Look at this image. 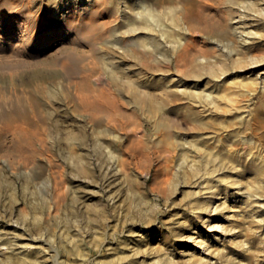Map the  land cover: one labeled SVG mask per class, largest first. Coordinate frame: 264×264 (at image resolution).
I'll list each match as a JSON object with an SVG mask.
<instances>
[{"label":"rangeland","instance_id":"374dc122","mask_svg":"<svg viewBox=\"0 0 264 264\" xmlns=\"http://www.w3.org/2000/svg\"><path fill=\"white\" fill-rule=\"evenodd\" d=\"M152 1L143 0L146 5ZM203 1L209 4L201 14L205 27H217L219 16L227 11L225 2ZM252 1L264 6V0ZM134 2L0 0V51L11 54L16 50L34 58L21 60V65L12 69H0V73L13 74L0 94L24 97L28 117L24 124L14 120V131L0 124V264H25L23 258L30 264H264V172L260 182L256 173L241 171L249 160L264 162V105H259L264 91L262 11L256 6L248 15L249 22L239 25L247 41L238 40L230 31L228 38L238 50L232 54L222 51L211 39L191 42L183 52L173 47L170 38L163 39L160 32H155L161 38V48H166L165 57L172 59L171 67L160 62L159 68L146 72L143 66L148 57L131 43L126 21L117 12H134ZM53 7L60 8L59 15L50 13ZM136 17L134 13L133 18L138 20ZM53 24L54 29L69 31L71 38L40 46L37 39ZM23 26L28 27L33 35L30 41L38 46L30 52L17 36ZM108 29H115L117 34L110 35ZM113 39L116 43L110 42ZM91 44H96V51L105 49L114 54L120 66L129 68L120 74L122 80L112 81L106 73H98L101 66L89 50ZM204 44L208 54L203 51ZM204 54L209 57L205 67L209 63L220 68L238 56L244 64L214 81L208 76L209 68L195 65V58ZM78 66H83V71ZM137 70L143 72L140 80L144 81L147 74H164L166 85L174 87L175 94L167 99L166 89L158 90L157 85L147 82L159 98L169 100L164 106L169 126L154 129L152 119L135 103L124 79L134 77ZM197 74L204 80V88L212 89L216 97L224 94L218 85L229 77L251 80L252 92L236 88L230 95L235 98L234 104L225 103L221 96L218 101L223 108L215 110L210 104L202 113V106L191 103L183 92L193 86ZM111 100H115L114 105ZM189 106L201 109L200 116L209 122L206 127L187 117L185 108ZM236 114L241 116L234 118ZM130 127L136 133L131 134ZM174 129L200 147L186 150L198 173L210 159L205 148L238 153L233 172H225L226 167L216 171L220 177L217 189L224 180L233 182H228L230 197L223 213L211 211L207 219L193 202L189 191L197 187L177 175L180 146L167 154L168 161L163 162L159 156L167 142L174 140ZM100 130L118 134L120 139L106 134L100 137ZM232 131L236 138L230 141ZM140 133L145 135V146L135 150L134 135ZM224 163L228 161L224 159ZM188 168L186 165L184 176L192 178ZM203 184L200 179L199 185Z\"/></svg>","mask_w":264,"mask_h":264},{"label":"bare ground","instance_id":"6f19581e","mask_svg":"<svg viewBox=\"0 0 264 264\" xmlns=\"http://www.w3.org/2000/svg\"><path fill=\"white\" fill-rule=\"evenodd\" d=\"M57 1H59V0H57ZM82 1H85V2L87 1L91 4L95 3V0H82ZM223 2H225L226 6H227V11L224 13L223 16H219V19L217 22V27L215 26L213 28L205 27L206 20H204V16L201 14L203 13L204 10H206V8H207V6H209V4L204 3L203 0H153L151 2V4H148V5H146V3L143 2V0H135V2H134L135 5L133 8L134 12L132 11V9H129V10L122 9L120 11L117 10V12L119 13V16L121 17L122 21L123 20L126 21L124 23V26L126 27V31L128 33H131L129 35L130 39L132 40L131 43H133L137 47L141 48L142 53L146 54L148 57L147 64H145L143 67H145L146 72H152L155 70V68L156 69L159 68L160 62H167L166 66H168L170 68L171 67V61H172V59L165 57L164 52H166V48H163V49L161 48V43H162L161 38H158L157 36H155V32H160L161 37L163 39L170 38V42L173 45V47L174 48H182L183 52H186V50L188 49L187 44H190L191 42H193V44H196V40L200 42V40L211 39L212 42H214L215 45L220 47L222 51L227 50L231 54L233 52L236 53L238 50L235 48V46H234L235 44L232 42V40H230L228 38V34L230 33V31H232V34H234L235 37L238 38V40L241 38L243 41H245L244 39H246V41L248 40L244 36V33H243V31L239 25H241V23H243V22H245V23L249 22L248 15L250 13H252L253 10H256L254 8H256L257 3L255 1H252V0H223ZM15 7H16V5H15ZM257 8H259L258 11L259 10L262 11V14L264 16V6L263 7L257 6ZM59 9L60 8L53 7V9H50L51 10L50 13L52 12L54 15H59L60 14ZM78 9L80 10L81 8H79L77 6V10ZM233 12H235V14H233ZM134 13L137 15L138 20L137 19L135 20L133 18ZM31 18H30V20H31ZM108 20H110V19H108ZM22 22H19V23H22ZM193 23H195L196 25L192 27ZM52 26L53 27H51V29H48V31L46 30L47 32L43 36H40L37 39V41L39 43H41L40 46L50 44L53 41H61L63 39H66L67 36L71 38L72 34H70L69 31L61 30V29H57V28L54 29V27L56 26L55 24H53ZM115 29H108V32L110 31V35L115 36L117 34ZM90 30H91V28H90ZM139 30H146L147 32L149 31L151 33H147V32L141 33V32H139ZM19 31L20 32L17 36L21 39L20 42L22 43L23 47L27 48V50L29 52L31 50L35 49L36 47H38L37 44L30 41V38L33 35L28 30L27 26L21 27V29H19ZM79 31H81V30H79ZM186 31L190 32L193 36H191V37L187 36ZM85 33H86V30H85ZM87 36H86V38H87ZM93 36H95V35H93ZM196 36L198 37L197 39H196ZM78 37H79V34H78ZM0 39H2V38L0 37ZM38 42H36V43H38ZM105 42H107V40ZM110 42L116 43V40L113 39ZM92 44L90 45L89 50L91 51L92 55L94 54V56L96 57L97 62L99 64V68L101 66V69L98 70V73L99 74L100 73H106L108 76H110L112 81L117 82L119 80H122V75H120V74H122V72L123 73L126 72L125 70L128 71L129 68H127L126 66H122V65L120 66L117 59H115L116 56L114 54H108L107 51L104 52L103 50H105V49L96 51L98 49V48H95L96 44H94L95 46H93ZM204 45L206 46V44H204ZM203 51H206L208 54V51H209L208 47L207 46H206V48L204 47ZM97 52H99V54H97ZM21 53L22 52L19 53L16 50H13V53H11L12 54L11 55L8 52L6 53L5 51H0V69H2V70L3 69H12L13 66L21 65L19 62L21 60H24L23 62H25V61L34 59L31 56H25L26 54L23 55ZM207 54H204L203 56H199L197 58L198 60L195 58L194 62H195V65L197 66L198 69H201V68H203V69L207 68L208 69L209 68L208 76L212 79H214V78L220 79L226 73L229 74L232 70H235L236 67L244 64V60H242L243 58L238 56L234 60L232 59L233 60L232 63H230V64L228 63V65H226V66L222 65L220 68H217V67L208 63L207 67H205V63H204L205 60H209V57H206ZM13 55L17 59L13 58L12 57ZM9 56H11L14 60L10 59L11 57L9 58ZM174 61H176L175 64H177V57L174 58ZM64 64H65V62H64ZM95 64H96V62H95ZM81 65H82V62H81ZM83 66H78V68L80 67V69H81ZM86 67H87V65H86ZM83 68L81 71H83ZM87 68H89V67H87ZM141 72H142L141 70H137V73L134 72L136 74L134 77H129V76L125 77L124 80L126 82V87H128V89H130V93L132 94V97H133L135 103L139 107L142 108V111L146 114L147 117H149V119H152L154 129L155 128L160 129L161 127H167V125L169 126V123H168L167 118L165 117L166 112H165L164 106H165L166 102H168L169 100L164 101L161 98H159L154 93V89L150 88L149 85H154V86L157 85L158 90L166 89L168 91V92L166 91V93H165L167 99H168V96L170 98V94H175L174 87L173 86L171 87L170 85L168 87L166 85V82H164V77H165L164 74H163L164 76L163 75L156 76V73L153 75L147 74L145 76L146 79L143 81V80H140V78H139L141 76ZM9 73H0V91L1 90L3 91L4 84L6 83V81L9 82L10 80L13 79V77H12L13 74L10 73V75H9ZM158 73H160V72H158ZM60 75H62V74L60 73ZM82 75H83V73H82ZM98 75H97V77H98ZM144 75H145V73H144ZM194 76L195 77L192 79L193 86H189V88L187 89V87H185L187 84L183 83L184 87H185L183 89V92L186 93L187 95H189L191 103L196 102L197 107L199 106L200 108L202 106V108H201L202 110L198 109V108H194V106H191V107L189 106L188 107L189 109L185 108L187 110V117L189 119L193 120L194 122H196L199 127H206L209 124V122L207 120H205L204 117L200 116V113H199L200 110L203 113V111L209 109L210 104H212L215 107L214 108L215 110H217L219 108H223L220 106L222 103H219L220 101H218L219 100L218 97L222 96L225 103L231 104V102L235 101L234 100L235 98L230 96V95H232V93L233 94L235 93L234 90L236 88L242 87L244 92L248 93V94L252 92V90L249 89L250 84H251V80H242L241 79L239 81H236V80L232 79V77H229V80L223 81L224 83H220L218 85V86H221L220 88L222 89V91L225 90L224 94L220 93L223 95L216 97L215 96L216 94L214 95V93L212 92V89L208 90V89L204 88L205 82L203 79L200 78L199 74L194 75ZM215 79H214V81H216ZM176 81H180V79H176ZM143 82L146 84H144ZM147 82H149V85H147ZM175 87L177 88V85H175ZM263 88H264V85H263ZM177 90H182V89L177 88ZM3 93L4 94H0V111H2V112H0V124H2L4 129L9 130V131H12V130L14 131L15 128L13 129L14 126L12 125L14 120L19 119L21 121V123H23V124L25 122H27V120H28V117L25 115L26 99L24 97L16 95V94H15L16 97L12 98L11 95H9V96L6 95L5 94L6 92H3ZM216 93L218 94L219 92L216 91ZM220 100L222 101V99H220ZM34 101H32L33 104H35ZM114 101L115 100H111L110 102H112V104H113ZM92 103H94V105H97L98 102L93 101ZM233 104H234V102H233ZM259 105H264V91H262V93L260 95V104ZM2 107H4V109ZM234 107H237V106H234ZM96 108H99V107L97 106ZM214 109H211V110H214ZM228 111H230V110H228ZM245 111H247V110H245ZM93 115H94V113H93ZM240 116H239V114H236V115H234V118H239ZM94 119H95V117H94ZM96 119H97V117H96ZM245 125H247V124H245ZM20 126H23V125H20ZM27 127H28V125H27ZM130 130H131L130 131L131 134H132V132L136 133V131H135L136 129L134 130V128L130 127ZM173 132L175 133L174 134V140L171 139L170 141L167 142V145L165 146L167 149L165 148V149L160 150L159 156H162V158H164L163 162H164V160L168 161V156L171 155L170 152L172 153L173 149H175L177 146H180L181 150L176 155L177 175H183V177H184L183 181L189 183L190 185H195L197 187V189L194 188V189H191L189 191V193H190L189 195L191 197H193V199H194L193 202L196 204L197 207H199L200 209H202L204 211V213L207 215V219H208V217H210L211 211H215L216 213H219V214L223 213L224 209L227 208V203H226L227 197H230L227 188H228L229 183L231 184L233 182H229L228 180L227 181L224 180L223 184L220 187H218V189H217V186H218L217 181H218L219 173H216V171H218L220 169V167L221 168L226 167V168H224L225 172L226 171H228V172L232 171L233 172V170L235 168L234 166H236L234 163L237 161L236 159L238 157V153L236 154V153H234V151H232L230 153H224V152H221L218 150L213 151L211 148H205L207 151V154L209 155V156H207V155L206 156H207V158L210 157V159L207 160V162L205 164L203 162V164L205 166L203 165L204 167L201 170L202 172H200V170H199L200 173H198V171H197L198 168H195L197 166H195L194 163L191 162V160L189 159L190 154L186 150H187V148H190L193 146H195V148L197 147V149H200V147L196 143L194 144V143H191L190 141L186 140L184 138V136L179 135L175 129L173 130ZM98 133L97 134L100 137L105 136V134H106L107 136L113 135L112 138L120 139V136L118 134H114L113 132H106V130H100ZM111 133H113V134H111ZM125 135H126V133H125ZM137 135L138 134L134 135L135 136L134 138L137 139V141L135 142V145H133V141L131 143V145H133L135 147V150L144 147L145 146V139H146V138L144 139V136H145L144 134L140 133L138 135V137H137ZM235 138H236V132L232 131V133L229 134V140L231 141L232 139H235ZM107 139H108V137H107ZM131 140H132V137H131ZM217 140L219 141L220 146L222 147L224 145L222 138L219 136V137H217ZM112 141H113V139H112ZM129 144H130V142H129ZM190 149H193V148H190ZM225 150L228 151L227 148ZM167 154H170V155H167ZM217 157L219 160L217 159ZM224 159H225V161L226 160L228 161L227 164L224 163ZM168 165L169 164L166 162L164 168L166 167V169H167V167H169ZM186 165L187 166L189 165L188 169H189V172L192 174V178H190V176H188V177L184 176V174H186V172H185L186 171L185 170ZM222 165H224V166H222ZM241 171L242 172H244V171L245 172H248V171L254 172V173H256V176H257L256 179L260 182H263L264 162H261V161L255 162V161L249 160L243 165V168H241ZM212 173H213V175H212ZM148 174H149V170L146 172V175H148ZM200 179H202L204 181V184L202 187L199 185ZM177 184H178V182H176V185ZM213 186L216 187L215 188L216 190L214 188H212ZM175 188H177V186ZM209 190H211V191H209ZM218 193H221L220 194L221 196L217 197ZM216 200L218 202L214 203ZM22 262L25 264H27V263L30 264V261H28V259H26V258H23Z\"/></svg>","mask_w":264,"mask_h":264}]
</instances>
